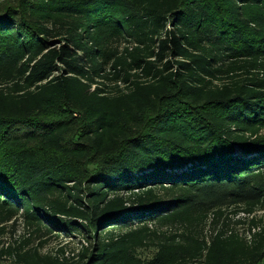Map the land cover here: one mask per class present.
<instances>
[{"label":"trees","instance_id":"obj_1","mask_svg":"<svg viewBox=\"0 0 264 264\" xmlns=\"http://www.w3.org/2000/svg\"><path fill=\"white\" fill-rule=\"evenodd\" d=\"M18 4H0V232L38 245L2 254L261 264L264 224L230 216L264 211V0ZM50 237L76 253L43 254Z\"/></svg>","mask_w":264,"mask_h":264},{"label":"rangeland","instance_id":"obj_2","mask_svg":"<svg viewBox=\"0 0 264 264\" xmlns=\"http://www.w3.org/2000/svg\"><path fill=\"white\" fill-rule=\"evenodd\" d=\"M58 2L62 0H19L18 6H21V10L27 13V16H37L43 10L50 5L51 2ZM68 1V0H63ZM205 2L207 0H204ZM5 2V0H0V4ZM121 50V49H120ZM232 222H240L236 228L241 233L249 227L251 220H256L258 224H264V211H257L255 214L248 216L240 212L236 217L230 216ZM261 221V222H260ZM4 228L3 233L0 232V264H12V260L6 255L2 254L8 249H21L22 251L32 250L38 245L37 242H28L29 237L24 228L20 223L14 225V227L7 225ZM42 250L43 254H48L49 256H57L60 251L62 252L64 258H70L78 249L79 241L75 243H68V240L63 238H53L50 237ZM76 249V250H75ZM60 254V256L62 255ZM264 264V261L261 263Z\"/></svg>","mask_w":264,"mask_h":264},{"label":"built area","instance_id":"obj_3","mask_svg":"<svg viewBox=\"0 0 264 264\" xmlns=\"http://www.w3.org/2000/svg\"><path fill=\"white\" fill-rule=\"evenodd\" d=\"M244 215V214H243Z\"/></svg>","mask_w":264,"mask_h":264}]
</instances>
